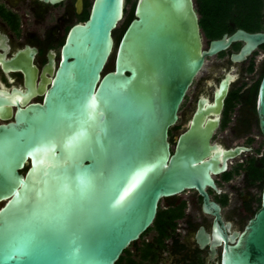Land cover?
I'll return each instance as SVG.
<instances>
[{
  "label": "water",
  "instance_id": "water-1",
  "mask_svg": "<svg viewBox=\"0 0 264 264\" xmlns=\"http://www.w3.org/2000/svg\"><path fill=\"white\" fill-rule=\"evenodd\" d=\"M196 1L139 0L116 42L125 0H94L89 19L70 30L57 67L51 57L43 102L26 98L15 122L0 125V264H116L163 200L192 190L216 216L222 264H264V187L237 238L223 236L207 193L219 192L214 177L246 151L211 143L232 78L216 85L214 104L200 100L171 152L169 131L207 58L242 43L232 56L240 63L264 46V31L240 29L205 50ZM9 105L0 91L2 119ZM257 113L264 136V78Z\"/></svg>",
  "mask_w": 264,
  "mask_h": 264
},
{
  "label": "flooded vegetation",
  "instance_id": "flooded-vegetation-1",
  "mask_svg": "<svg viewBox=\"0 0 264 264\" xmlns=\"http://www.w3.org/2000/svg\"><path fill=\"white\" fill-rule=\"evenodd\" d=\"M138 1L125 0L124 19L114 35L116 42L119 40L117 33L125 31L135 18ZM93 3L94 0L54 3L0 0V91L11 103L5 107L7 118L0 116V125L15 122L16 112L23 107L26 98L30 103L43 102L42 87L49 88L46 83L55 76V70L50 68L52 55L57 67L68 33L75 25L84 24L89 19ZM196 12L205 50L213 40L245 30L237 26L235 15L226 19V29L234 30L232 33L228 30L219 38H211L203 29L204 16L198 0ZM261 22L264 23V10ZM263 31L264 28L259 32ZM242 47V43H236L225 52L207 58L204 71L184 100L177 124L169 131L170 148L174 154L182 134L189 129L200 100L208 98L214 104L216 85L232 78L223 110L218 116L219 127L211 143L225 150L240 147L246 151L228 162L226 172L214 177L219 192L207 189L210 201L221 208L218 225L226 238H237L239 235L233 234L242 232L261 207L259 193L264 146L260 142L264 136L259 126L257 99L264 78V52L260 53L264 46L247 60L233 62L232 56ZM189 99V104L185 105ZM216 118L214 115L209 117L211 120ZM203 206L204 199L195 190L163 200L158 213L161 214L160 222L153 225L155 232L151 234L152 228L149 229L116 264H222L225 241L214 232L216 216L205 213ZM203 229L207 235H200ZM205 236L208 241L202 244Z\"/></svg>",
  "mask_w": 264,
  "mask_h": 264
},
{
  "label": "trees",
  "instance_id": "trees-1",
  "mask_svg": "<svg viewBox=\"0 0 264 264\" xmlns=\"http://www.w3.org/2000/svg\"><path fill=\"white\" fill-rule=\"evenodd\" d=\"M198 7L202 10V26L207 35L211 38H219L232 29H226V19L236 15V24L249 32L262 31L261 18L264 10V0H198ZM212 12H206L207 10ZM233 9L235 11H233ZM224 11V12H223ZM233 11V12H232ZM124 30H122L120 37ZM264 163V159L262 160ZM261 182L264 184V169L261 168ZM161 214H158L155 224L160 222Z\"/></svg>",
  "mask_w": 264,
  "mask_h": 264
},
{
  "label": "rangeland",
  "instance_id": "rangeland-1",
  "mask_svg": "<svg viewBox=\"0 0 264 264\" xmlns=\"http://www.w3.org/2000/svg\"><path fill=\"white\" fill-rule=\"evenodd\" d=\"M262 28H264V23L262 24ZM118 31V30H117ZM118 34V37L120 36V33H117ZM262 52H264L263 50H261L260 51V53H262ZM258 56H261V54H259ZM262 63H263V61H262ZM113 66V65H112ZM189 101H190V99L187 101V103L185 104V105H187V104H189ZM261 144H262V146H264V139L262 138L261 139V142H260ZM262 186H263V181L261 182V189H260V195L262 194ZM155 229H156V227L154 226V227H152V229L150 230V233L152 234V233H154L155 232ZM149 233V234H150Z\"/></svg>",
  "mask_w": 264,
  "mask_h": 264
},
{
  "label": "snow or ice",
  "instance_id": "snow-or-ice-1",
  "mask_svg": "<svg viewBox=\"0 0 264 264\" xmlns=\"http://www.w3.org/2000/svg\"><path fill=\"white\" fill-rule=\"evenodd\" d=\"M0 186H2V184H0Z\"/></svg>",
  "mask_w": 264,
  "mask_h": 264
}]
</instances>
